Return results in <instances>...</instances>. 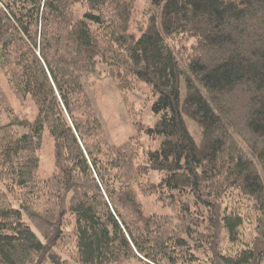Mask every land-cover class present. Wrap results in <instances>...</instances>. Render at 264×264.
I'll list each match as a JSON object with an SVG mask.
<instances>
[{"label":"trees","instance_id":"obj_1","mask_svg":"<svg viewBox=\"0 0 264 264\" xmlns=\"http://www.w3.org/2000/svg\"><path fill=\"white\" fill-rule=\"evenodd\" d=\"M137 1L0 0V63L39 111L0 125V264H264V0H150L139 36ZM99 61L158 96L155 125L134 115L121 144L85 85ZM140 192L170 212L147 213Z\"/></svg>","mask_w":264,"mask_h":264},{"label":"rangeland","instance_id":"obj_2","mask_svg":"<svg viewBox=\"0 0 264 264\" xmlns=\"http://www.w3.org/2000/svg\"><path fill=\"white\" fill-rule=\"evenodd\" d=\"M80 11L85 7H80ZM153 14V8L150 0H138L134 6L132 23L130 31L139 36L150 17ZM99 70L102 72V78L85 80L90 98L95 106L97 114L103 123L104 130L108 140L113 144H121L131 137L137 136V130L134 126L133 119L135 116L145 124V126H154L157 121V115L153 111V104L158 98L152 88L144 81L138 82L133 88L122 90L119 87V80L106 76L108 65L99 61ZM0 87L4 91V99L0 100V125L6 124L11 120V114H17L19 118L34 121L38 116V108L29 97L24 101L18 98L6 69L0 63ZM184 94V85H183ZM135 115V116H134ZM189 130L192 135L199 140L201 129L197 123L190 118H186ZM22 129V128H21ZM141 140L147 146L158 148L160 139L152 140L144 133L140 136ZM54 170V144L48 131L44 134L43 145L41 149V168L40 176L46 178L52 174ZM154 179H158V173H152ZM70 197V196H69ZM139 199L143 203L147 213L164 214L170 212V208L165 206L158 200L156 196H145L139 193ZM248 215V209L245 210ZM70 216V215H68ZM252 220L248 219L243 227V239L248 241L251 239V231L253 228ZM64 256L72 254L75 251V245L72 241L64 246ZM68 255V257L70 256ZM125 264H142L137 259L130 260Z\"/></svg>","mask_w":264,"mask_h":264}]
</instances>
